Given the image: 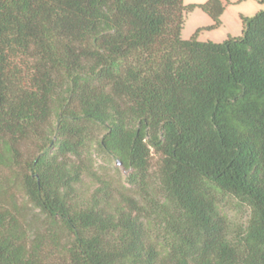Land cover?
<instances>
[{"label":"trees","instance_id":"16d2710c","mask_svg":"<svg viewBox=\"0 0 264 264\" xmlns=\"http://www.w3.org/2000/svg\"><path fill=\"white\" fill-rule=\"evenodd\" d=\"M260 4L214 43L180 35L220 0H0V264H264ZM93 125L128 174L84 200ZM218 194L250 209L237 236Z\"/></svg>","mask_w":264,"mask_h":264},{"label":"rangeland","instance_id":"374dc122","mask_svg":"<svg viewBox=\"0 0 264 264\" xmlns=\"http://www.w3.org/2000/svg\"><path fill=\"white\" fill-rule=\"evenodd\" d=\"M195 15L200 17L201 19H204L203 17H205L201 14V12H196L194 16ZM194 16H188L187 20L185 19L182 30L183 38H189V36H191L192 34L191 32H193L191 31L192 26L194 25V23H198V20H193ZM229 29L233 31L232 28ZM206 34L207 33H204L203 35ZM211 42L221 43L223 41ZM30 63L31 62L26 59L21 60V67L25 76L30 73ZM103 133L104 128L102 126L93 125L90 127L87 134L88 141L86 142V147L83 150V157L88 161L91 170L90 175L84 176L82 182L79 185V193L81 195V198L84 200L89 198L91 192L96 188L99 181L105 180L118 187L126 185L125 182L128 172L124 170L120 165H118V163L111 156L105 154L99 148L98 143ZM159 164V155L152 154L149 169V176L152 184L149 191L151 193V197L156 199L155 201H157V199L160 197L158 195ZM217 201L221 213H223L228 219L231 235L237 236L240 233L244 232L250 217V209L247 206L237 202L233 197L227 194H218ZM151 231L154 235L157 236H160L161 234L157 226H154Z\"/></svg>","mask_w":264,"mask_h":264},{"label":"crops","instance_id":"0c3cea01","mask_svg":"<svg viewBox=\"0 0 264 264\" xmlns=\"http://www.w3.org/2000/svg\"><path fill=\"white\" fill-rule=\"evenodd\" d=\"M223 4V11L218 18L219 24L215 29L205 30L206 28L213 25L211 19L202 13L198 9H194L192 12L188 13L185 16L187 20L188 16H194L196 12H201L205 17L201 19L198 16H194L193 20H198V23L192 26L191 37H195L197 41L206 42V41H224L229 37L235 38L240 36L242 31L241 18H249L255 15L257 12L263 9V6L260 4L263 0H220ZM208 0H182L184 6L188 5H203L206 4ZM192 18V17H191ZM185 23V20H184ZM239 24V25H238ZM184 26V25H183ZM229 28H232L231 31ZM183 30V29H182ZM222 30V31H220ZM207 33L206 35H203ZM182 40H187L189 38L182 37V31L180 35ZM216 43V42H214Z\"/></svg>","mask_w":264,"mask_h":264},{"label":"water","instance_id":"95a60500","mask_svg":"<svg viewBox=\"0 0 264 264\" xmlns=\"http://www.w3.org/2000/svg\"><path fill=\"white\" fill-rule=\"evenodd\" d=\"M118 165H120V163L118 162Z\"/></svg>","mask_w":264,"mask_h":264}]
</instances>
